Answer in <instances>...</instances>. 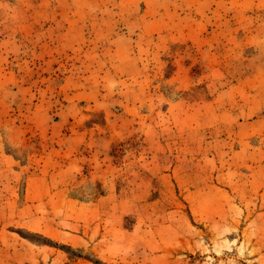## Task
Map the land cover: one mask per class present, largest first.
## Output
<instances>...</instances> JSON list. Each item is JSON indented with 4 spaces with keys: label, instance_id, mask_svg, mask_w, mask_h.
Returning a JSON list of instances; mask_svg holds the SVG:
<instances>
[{
    "label": "rangeland",
    "instance_id": "374dc122",
    "mask_svg": "<svg viewBox=\"0 0 264 264\" xmlns=\"http://www.w3.org/2000/svg\"><path fill=\"white\" fill-rule=\"evenodd\" d=\"M0 264H264V0H0Z\"/></svg>",
    "mask_w": 264,
    "mask_h": 264
}]
</instances>
